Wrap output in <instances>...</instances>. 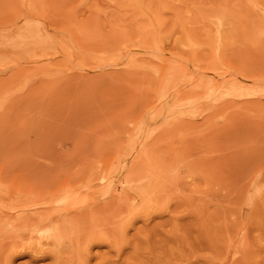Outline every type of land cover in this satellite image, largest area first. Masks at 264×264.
<instances>
[{
  "label": "rangeland",
  "instance_id": "374dc122",
  "mask_svg": "<svg viewBox=\"0 0 264 264\" xmlns=\"http://www.w3.org/2000/svg\"><path fill=\"white\" fill-rule=\"evenodd\" d=\"M0 264H264V0H0Z\"/></svg>",
  "mask_w": 264,
  "mask_h": 264
},
{
  "label": "bare ground",
  "instance_id": "6f19581e",
  "mask_svg": "<svg viewBox=\"0 0 264 264\" xmlns=\"http://www.w3.org/2000/svg\"><path fill=\"white\" fill-rule=\"evenodd\" d=\"M52 218H53V217H52ZM52 218H51L50 220H52ZM50 220H46L45 222H43V223H41V224H42V225L44 224V225H46V226H47L48 224L50 225V224L53 223V221L49 222ZM44 225H43V226H44ZM50 226H51V225H50ZM50 226H48V227H50ZM44 227H45V226H44ZM12 228H13V227H12ZM54 229H55V231L57 232V227H54ZM51 230H52V229H51ZM53 231H54V230H53ZM55 231H54V233H56ZM49 232L52 233L51 231H49ZM49 232H47V233H49ZM54 233H52V234H54ZM57 237H58V236H57ZM11 255H13V254H11ZM11 255H9V256H11ZM12 257H13V256H12ZM12 257H11V258H12ZM7 258H8V257H7Z\"/></svg>",
  "mask_w": 264,
  "mask_h": 264
}]
</instances>
